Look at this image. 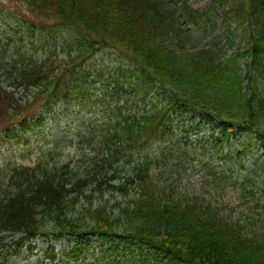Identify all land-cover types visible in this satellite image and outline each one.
<instances>
[{
  "label": "trees",
  "instance_id": "16d2710c",
  "mask_svg": "<svg viewBox=\"0 0 264 264\" xmlns=\"http://www.w3.org/2000/svg\"><path fill=\"white\" fill-rule=\"evenodd\" d=\"M18 1L16 14H5L18 17L31 34L48 35L44 42L62 38L64 54L18 53L7 66L0 59L14 85L10 89L0 80V150L10 149L0 161V263L25 245L33 248V239L69 237L73 243L65 250L75 261L104 240L117 251L128 249L125 244L149 249L157 264H264V187L212 167L204 191L185 194L174 179L153 171L172 161L177 149L150 152L154 142L173 133L174 115L191 107L226 133L254 132L264 146V0H244V15L255 17L247 86L238 56L222 58L217 41L175 53L188 42V24L205 17L186 1ZM100 87L142 92L150 108L126 112L123 99L111 114L85 116L87 136L77 138L86 141L89 153L76 164L73 158L52 160L51 152L33 162L14 158L35 126L71 105L92 102ZM230 186L256 213L236 217L233 205L214 196ZM116 194L123 201L108 204ZM95 199L101 204L93 205ZM45 254L53 259L54 246Z\"/></svg>",
  "mask_w": 264,
  "mask_h": 264
},
{
  "label": "rangeland",
  "instance_id": "374dc122",
  "mask_svg": "<svg viewBox=\"0 0 264 264\" xmlns=\"http://www.w3.org/2000/svg\"><path fill=\"white\" fill-rule=\"evenodd\" d=\"M186 1L191 7L198 8L200 12L205 13V17L196 24H188V42L184 43L182 50H175V53L182 55L181 51L196 50L203 45L217 41L221 47L222 58L229 56H238L240 73L244 77L243 84L247 86L248 68L251 62V56L247 53L250 47L251 29L254 27L255 17L250 13L244 15V0H179ZM20 4L18 0H0V59H3L4 65L10 64V60L18 59L21 54L42 57L50 50L53 54L62 56V38L49 39L44 42L45 35L40 31L34 34L27 32L25 26L18 25V17L7 16L5 10H13L16 14V6ZM178 4L172 2L171 6ZM3 8V9H1ZM18 25V26H16ZM16 26L21 29L22 37H19L15 31ZM231 38V39H230ZM164 44H168L165 42ZM171 48V46H168ZM21 53V54H18ZM251 66V65H250ZM5 67L0 64V80L10 89L14 85L10 84L11 79L5 74ZM246 91V87L244 86ZM97 93V94H96ZM16 94L22 98L24 92L17 90ZM93 100L81 102L77 105H71L65 109L64 113L57 112L50 114L44 120V123L35 126L33 135L29 143L21 142L16 149L14 158L19 162H33L37 157H48L51 152L54 159L73 158V163L81 161V158L89 153L85 146V140L81 142L77 137L87 136L83 126V118L88 120L95 115L103 116L111 114V110L116 107V100L126 99L128 111H142L149 109V98L143 99V93H134L130 90L108 89L107 91L98 88L93 94ZM115 101V102H113ZM119 102V101H118ZM91 103V104H90ZM90 104L91 106H87ZM59 111V110H58ZM203 112L199 108H187L183 112H178L172 120L173 133L165 141H156L150 147V152H157L159 149L166 150V146L177 149L170 154V161L166 166L157 168L153 166V171L163 172V180L175 181V187L179 192L189 194L194 191H204L205 177L207 170L212 167L228 168L239 179L246 176V184L255 188L264 187V146L256 138L254 132L242 131L236 128L231 133H226L221 127L216 126L217 121H208L203 119ZM187 128L188 130H186ZM159 146V147H158ZM244 147V148H243ZM239 152L238 150H241ZM10 149L0 150V161L4 162ZM180 151V152H179ZM185 152V153H184ZM167 153V152H166ZM160 155V154H159ZM11 158V157H10ZM11 158L12 160L14 159ZM208 161L209 164H205ZM173 167V168H172ZM170 168H172L170 170ZM249 187V186H248ZM216 198L221 199L234 206L233 215L248 216L256 213L252 210L251 201H244L239 195V190L235 187L221 189V193H215ZM106 197H110L106 194ZM133 197V191L129 198ZM264 200V197H262ZM122 202L121 194H116L110 198L108 204L114 201ZM220 201V200H219ZM82 202H78L80 206ZM101 201L95 199L93 205H100ZM73 214V213H69ZM13 237L17 235H11ZM33 248H27L26 245L18 253L8 256L6 263L0 264H157L153 251L141 249L136 246H128V249L119 251L111 249V242L98 240L88 249L84 258L75 261L68 260L67 250L73 241L69 237L54 238L51 241L37 238L31 241ZM53 245L55 257L52 259L45 252ZM94 253V255H92Z\"/></svg>",
  "mask_w": 264,
  "mask_h": 264
}]
</instances>
